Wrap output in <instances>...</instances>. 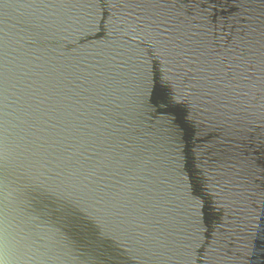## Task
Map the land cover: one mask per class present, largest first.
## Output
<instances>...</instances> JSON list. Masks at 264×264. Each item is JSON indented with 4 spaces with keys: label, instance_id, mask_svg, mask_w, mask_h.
I'll return each mask as SVG.
<instances>
[{
    "label": "water",
    "instance_id": "obj_1",
    "mask_svg": "<svg viewBox=\"0 0 264 264\" xmlns=\"http://www.w3.org/2000/svg\"><path fill=\"white\" fill-rule=\"evenodd\" d=\"M264 0H0V264H264Z\"/></svg>",
    "mask_w": 264,
    "mask_h": 264
},
{
    "label": "snow or ice",
    "instance_id": "obj_2",
    "mask_svg": "<svg viewBox=\"0 0 264 264\" xmlns=\"http://www.w3.org/2000/svg\"><path fill=\"white\" fill-rule=\"evenodd\" d=\"M258 219L255 220V229L253 242L255 246L264 249V208L259 213L255 214ZM7 241L3 235H0V254H3L6 249Z\"/></svg>",
    "mask_w": 264,
    "mask_h": 264
}]
</instances>
